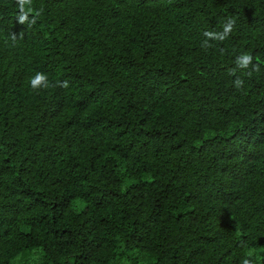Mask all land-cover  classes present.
<instances>
[{"label": "trees", "instance_id": "trees-1", "mask_svg": "<svg viewBox=\"0 0 264 264\" xmlns=\"http://www.w3.org/2000/svg\"><path fill=\"white\" fill-rule=\"evenodd\" d=\"M24 7L0 0V264H264V0Z\"/></svg>", "mask_w": 264, "mask_h": 264}, {"label": "clouds", "instance_id": "clouds-1", "mask_svg": "<svg viewBox=\"0 0 264 264\" xmlns=\"http://www.w3.org/2000/svg\"><path fill=\"white\" fill-rule=\"evenodd\" d=\"M19 6H20V15H19V19L18 22L19 23H24L27 19H28V13L32 11V9L29 7L27 10H25V5L31 4V0H18ZM37 15H39V13H37ZM32 23H35V20L32 21ZM232 26H233V22H229L225 27H224V31L222 34H220L219 39L223 40L227 37V35L231 32L232 30ZM206 36H212L214 35L213 33H205ZM14 38H15V34H13ZM251 61V56L250 55H245L243 57V62L244 64H247ZM47 76L44 73H40L37 72L35 74L34 77L31 78V87L33 89H36L40 86H44L45 88L48 87V83H47ZM59 87L62 88H67L69 86L68 81H59L57 82ZM244 264H249V262L247 260L244 261Z\"/></svg>", "mask_w": 264, "mask_h": 264}]
</instances>
